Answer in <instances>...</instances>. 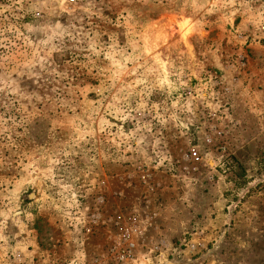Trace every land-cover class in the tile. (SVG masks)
<instances>
[{
	"label": "rangeland",
	"instance_id": "rangeland-1",
	"mask_svg": "<svg viewBox=\"0 0 264 264\" xmlns=\"http://www.w3.org/2000/svg\"><path fill=\"white\" fill-rule=\"evenodd\" d=\"M76 262L264 264V0H0V264Z\"/></svg>",
	"mask_w": 264,
	"mask_h": 264
},
{
	"label": "built area",
	"instance_id": "built-area-1",
	"mask_svg": "<svg viewBox=\"0 0 264 264\" xmlns=\"http://www.w3.org/2000/svg\"><path fill=\"white\" fill-rule=\"evenodd\" d=\"M191 156L195 160H200L199 152L194 150ZM121 236L116 243L118 247L117 257L120 261L131 259L134 256V251L138 243L139 236L141 234L139 228L136 225L120 226ZM74 264H79L78 262Z\"/></svg>",
	"mask_w": 264,
	"mask_h": 264
},
{
	"label": "bare ground",
	"instance_id": "bare-ground-1",
	"mask_svg": "<svg viewBox=\"0 0 264 264\" xmlns=\"http://www.w3.org/2000/svg\"><path fill=\"white\" fill-rule=\"evenodd\" d=\"M183 20H184V18H183ZM180 26H181V27H182V26H186V24H180ZM185 30H186V29H185ZM190 31H191V30H190ZM187 33H188L187 31H186V33H183V39L186 40V41H187V38H188V37H187V36H188ZM188 34H190V33H188ZM163 67H165V62L163 63Z\"/></svg>",
	"mask_w": 264,
	"mask_h": 264
}]
</instances>
